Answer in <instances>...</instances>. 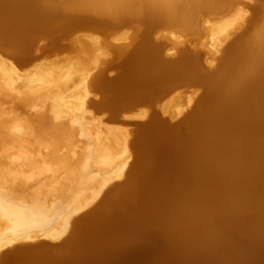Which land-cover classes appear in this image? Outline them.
Returning a JSON list of instances; mask_svg holds the SVG:
<instances>
[{
  "label": "bare ground",
  "instance_id": "obj_1",
  "mask_svg": "<svg viewBox=\"0 0 264 264\" xmlns=\"http://www.w3.org/2000/svg\"><path fill=\"white\" fill-rule=\"evenodd\" d=\"M244 7V0H0V51L12 59L0 57V264L98 263L100 233L121 223L158 234L150 264H264V0L250 6L253 17L214 70L188 50L170 59L167 43L152 38L159 28L209 36L212 56L228 20L211 18L237 21ZM123 28L136 30L133 44L105 38L120 61L99 62L107 54L95 34ZM79 31L95 33L85 35L92 52L85 63L20 70L33 61L38 36L61 50L59 39ZM184 81L202 91L189 97L181 127L152 109L131 112ZM92 110L110 112L111 122L120 113L144 122L131 138ZM38 239L73 243L23 245ZM121 243L114 248L136 245Z\"/></svg>",
  "mask_w": 264,
  "mask_h": 264
},
{
  "label": "rangeland",
  "instance_id": "obj_2",
  "mask_svg": "<svg viewBox=\"0 0 264 264\" xmlns=\"http://www.w3.org/2000/svg\"><path fill=\"white\" fill-rule=\"evenodd\" d=\"M245 3L248 5V7H244L243 11V17L237 21H232V18L230 15H227L225 17H212L211 21H219L221 18H224L225 20H228V24L225 26L226 35L228 37L224 39L221 42V46L215 54L210 56L206 52L207 47V41L209 40V36H202V35H185V34H174L170 35L167 31H163L165 28H159L156 31L153 32L152 38L153 41L158 43H167L165 47V50H163V53L165 56L169 57L170 59H176L179 57L180 52L182 50H188L189 52L198 55L199 58V64L202 69H208V70H214L218 65V59L221 56L222 49L230 43L234 38H236L246 27L249 20L253 17L254 12L250 8L255 7L259 4V0H244ZM125 33V36L127 39L125 41H115V37L119 33ZM134 32H136L135 29L132 28H123L119 31H116L109 37L104 35H96L92 32H85V31H79L74 32L72 34H68L63 36V38H60L58 41V44L60 47H63L64 49L61 50H51V43L49 42V39L38 36L35 41V47L32 51L33 61L30 64H27L26 66H23L20 68L22 71H28L33 70L36 67H40L41 69H47L50 67H54L56 70H65L67 67H69L70 64H78V63H85V61L90 57L92 52H89L85 44L88 43L89 39L85 35L89 34H95V36L98 37V48L106 53L107 55L100 54L98 56L99 62H106V65L110 63H114L116 65L117 62L120 60H112V56L107 50L108 47L105 43V38H107V42L110 44H133V36ZM130 37V38H129ZM129 38V39H128ZM163 45V44H162ZM174 48V49H171ZM99 54V52L97 51ZM0 57L5 58L7 60H10L11 58L5 56L0 51ZM12 60V59H11ZM105 65V66H106ZM104 65L102 64L101 67ZM120 72V68L117 67L115 69H108L106 74L109 77H112L116 73ZM202 91V85L201 83H191L189 81H184L181 83H175L172 84L169 88V90L164 94L163 97L157 98L155 102L151 104V107L146 105H137L135 106L131 112H136L138 109H152L154 110L158 116L162 119H166L172 123L178 121L182 118V114H186V112L190 111V104L187 102L189 97L194 96L197 94L199 97ZM93 93L89 96V98H93ZM94 99H98V97H94ZM94 116H96L97 119L103 120V122L108 126H119L122 129H126L128 132H130V137H133V134L136 130V123H142L144 121H134L130 120L126 117H124L125 113H120L118 115L119 121L111 122L109 121V117L111 116V113L108 111H102L101 113L96 112L95 110H92ZM8 110L6 111V113ZM16 114L20 115L19 119L21 120V124H26L27 119L25 116L21 115L20 111H15ZM129 114V113H128ZM5 117H9V114H6ZM173 118V121L171 120ZM129 137V138H130ZM130 138V139H131ZM2 141L0 140V159L4 155L2 151ZM130 158L129 163L132 162L134 157V151L130 149ZM120 180H117L115 182H119ZM43 243L40 247H51L53 244H58L60 241L53 242L49 239H38L34 242H27L23 243V245H35L36 243ZM45 243V244H44ZM60 250V249H59ZM153 258V254L150 255L142 264H150L151 260ZM7 264H19V262H15L14 260L9 259Z\"/></svg>",
  "mask_w": 264,
  "mask_h": 264
},
{
  "label": "water",
  "instance_id": "obj_3",
  "mask_svg": "<svg viewBox=\"0 0 264 264\" xmlns=\"http://www.w3.org/2000/svg\"><path fill=\"white\" fill-rule=\"evenodd\" d=\"M161 120H163L164 123L166 122L169 127L177 128L184 124V118H181L174 123L166 119ZM131 224L121 223L120 226L115 224L112 230L109 231L108 229L101 232V237L96 243L100 245V253L98 255L99 262L94 263V261H92L93 263L91 262V264H142L150 255H152L151 250L153 248L154 237L152 238L151 235L158 234L145 229H142L141 231H139V229L134 230V226ZM135 228H137V226H135ZM122 241L136 243V245L127 247V249H119V247L115 249L114 246H121L120 244H122ZM68 243L69 245L72 244L73 240H69ZM51 246L52 248L60 250L68 249L66 242L65 244L59 242L58 244H53ZM145 246H147L146 249Z\"/></svg>",
  "mask_w": 264,
  "mask_h": 264
}]
</instances>
